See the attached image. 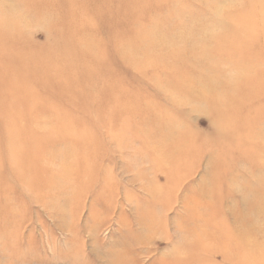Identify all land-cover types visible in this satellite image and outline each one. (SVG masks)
Returning a JSON list of instances; mask_svg holds the SVG:
<instances>
[{
	"label": "rangeland",
	"instance_id": "1",
	"mask_svg": "<svg viewBox=\"0 0 264 264\" xmlns=\"http://www.w3.org/2000/svg\"><path fill=\"white\" fill-rule=\"evenodd\" d=\"M0 264H264V0H0Z\"/></svg>",
	"mask_w": 264,
	"mask_h": 264
}]
</instances>
